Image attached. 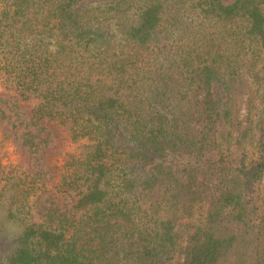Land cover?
Here are the masks:
<instances>
[{
    "label": "trees",
    "instance_id": "trees-1",
    "mask_svg": "<svg viewBox=\"0 0 264 264\" xmlns=\"http://www.w3.org/2000/svg\"><path fill=\"white\" fill-rule=\"evenodd\" d=\"M0 133V264H264V0H0Z\"/></svg>",
    "mask_w": 264,
    "mask_h": 264
},
{
    "label": "rangeland",
    "instance_id": "rangeland-1",
    "mask_svg": "<svg viewBox=\"0 0 264 264\" xmlns=\"http://www.w3.org/2000/svg\"><path fill=\"white\" fill-rule=\"evenodd\" d=\"M80 143L70 142L60 157L53 160V164L64 172L65 163L70 156L79 153ZM0 162L3 167L9 168L19 163V155L10 140L0 133ZM28 224L13 219L9 214L8 205L0 202V262L6 260L7 255L18 247L20 239L28 230ZM4 247V248H3Z\"/></svg>",
    "mask_w": 264,
    "mask_h": 264
}]
</instances>
